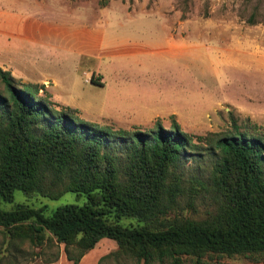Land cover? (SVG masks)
Listing matches in <instances>:
<instances>
[{"label":"trees","instance_id":"trees-1","mask_svg":"<svg viewBox=\"0 0 264 264\" xmlns=\"http://www.w3.org/2000/svg\"><path fill=\"white\" fill-rule=\"evenodd\" d=\"M40 89L0 68V203H12L17 190L85 199L50 213L47 205L0 207V264H28L26 245L40 250L53 242L79 264L102 238L117 248L98 264L264 258L263 135L235 124L234 131L194 135L175 120L168 128L156 120L114 129L79 118ZM199 207L204 216L185 214Z\"/></svg>","mask_w":264,"mask_h":264},{"label":"rangeland","instance_id":"rangeland-1","mask_svg":"<svg viewBox=\"0 0 264 264\" xmlns=\"http://www.w3.org/2000/svg\"><path fill=\"white\" fill-rule=\"evenodd\" d=\"M0 68L79 118L114 129L156 120L168 128L175 120L194 135L234 131L235 124L264 136V0H0ZM84 199L17 190L0 207L47 205L50 213ZM185 214L199 218L205 210ZM25 247L28 264H48L64 251L55 242ZM116 248L102 238L82 262L98 264ZM220 261L264 264L262 257Z\"/></svg>","mask_w":264,"mask_h":264},{"label":"crops","instance_id":"crops-1","mask_svg":"<svg viewBox=\"0 0 264 264\" xmlns=\"http://www.w3.org/2000/svg\"><path fill=\"white\" fill-rule=\"evenodd\" d=\"M9 70H11L12 71V69L11 68H9ZM12 73H13V75H16V73H15V71H12ZM68 103V102H67ZM92 250V249H91ZM85 256V255H84ZM83 256V257H84ZM65 253H64V251H62L61 252V254H60V257H59V259L56 261V262H52V263H48V264H57V263H62V262H64L65 264H67V261L68 262H71V261H69V260H65ZM83 257L80 259V262H79V264H84L83 262H82V259H83ZM67 259V258H66ZM71 264H72V262H71Z\"/></svg>","mask_w":264,"mask_h":264},{"label":"built area","instance_id":"built-area-1","mask_svg":"<svg viewBox=\"0 0 264 264\" xmlns=\"http://www.w3.org/2000/svg\"><path fill=\"white\" fill-rule=\"evenodd\" d=\"M92 80V79H91ZM87 81V80H86Z\"/></svg>","mask_w":264,"mask_h":264}]
</instances>
